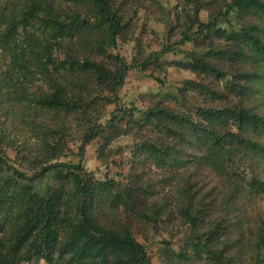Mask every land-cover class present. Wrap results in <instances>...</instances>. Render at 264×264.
Wrapping results in <instances>:
<instances>
[{
	"label": "trees",
	"instance_id": "obj_1",
	"mask_svg": "<svg viewBox=\"0 0 264 264\" xmlns=\"http://www.w3.org/2000/svg\"><path fill=\"white\" fill-rule=\"evenodd\" d=\"M174 2L159 33L143 0H0V264H264V0ZM149 70L169 92L122 103ZM76 133L106 170L127 139L129 174L61 162Z\"/></svg>",
	"mask_w": 264,
	"mask_h": 264
},
{
	"label": "rangeland",
	"instance_id": "obj_2",
	"mask_svg": "<svg viewBox=\"0 0 264 264\" xmlns=\"http://www.w3.org/2000/svg\"><path fill=\"white\" fill-rule=\"evenodd\" d=\"M146 2V5L152 9H156L157 14H151L150 10H141L138 14V26H142V22L146 19H150L149 23L151 28L156 30L159 33H165V21L163 22V17L166 16L167 10H174L175 3L174 0H143ZM159 6H158V5ZM160 7V8H159ZM150 12V13H149ZM203 17L206 15L205 13L202 14ZM140 28V26H139ZM114 53H117L124 59H129L131 55V44L121 41V38H118L117 48L113 50ZM174 56V55H173ZM171 57V54L168 56ZM5 68V63L2 59H0V68ZM150 71L145 73L139 74L136 71H129L126 79L124 80V84L119 92V98L122 103H130L133 101L137 107L142 105L141 99H139L140 94H149V93H158L162 96H165L168 93L170 84L167 83L163 86L159 85L153 79L149 77ZM170 83L175 85L176 83L179 84L185 80V78L190 77L188 74H184L181 72H177L172 68L166 69V73H162ZM161 75V76H162ZM31 90L35 93H38L41 90H46V86L44 85L43 81L40 78L35 77L31 79L30 82ZM171 86V89H172ZM170 89V90H171ZM171 92V91H170ZM114 107L110 106L109 110H112ZM125 122H121L120 126H124ZM10 128V127H9ZM78 133L74 134L71 141H69V147L73 151L71 155L68 156L66 159H62L61 162H80L81 166L89 172H92L95 179H103L105 177L108 178H115L116 180L123 179L126 175L129 174V167H130V155L132 150V145L127 143V139H118L112 145H110V150L107 152L115 164H110V168L108 170L105 167L101 166V163L97 160V143L100 139L95 140L91 143L86 149L85 154L79 160V157H76L75 154L77 153V149L79 146L78 140ZM11 157V154H9ZM111 160V161H112ZM123 165V169H119V166ZM116 173H120L122 177L116 175ZM165 237V236H163ZM166 238V237H165ZM143 243L142 240L139 241ZM183 244V236H177L172 240V247L175 250ZM162 245L156 241L155 243L151 244L147 248V254L152 264H161L157 252ZM30 264H44L43 261L37 263H30Z\"/></svg>",
	"mask_w": 264,
	"mask_h": 264
},
{
	"label": "water",
	"instance_id": "obj_3",
	"mask_svg": "<svg viewBox=\"0 0 264 264\" xmlns=\"http://www.w3.org/2000/svg\"><path fill=\"white\" fill-rule=\"evenodd\" d=\"M72 172H74L73 170H71ZM43 171H41V173H42ZM82 205H83V200H82V198H81V200H80V211H81V214H82ZM82 222L85 224V220L83 219V217H82ZM88 230H89V228H87ZM92 234H94L95 235V233L94 232H92ZM138 249V248H137ZM144 264H148L147 262H145Z\"/></svg>",
	"mask_w": 264,
	"mask_h": 264
}]
</instances>
